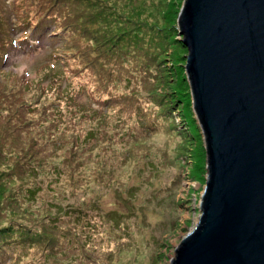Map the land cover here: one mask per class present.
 Listing matches in <instances>:
<instances>
[{"label": "rangeland", "instance_id": "rangeland-1", "mask_svg": "<svg viewBox=\"0 0 264 264\" xmlns=\"http://www.w3.org/2000/svg\"><path fill=\"white\" fill-rule=\"evenodd\" d=\"M49 1L0 0V99L21 90L28 103L24 116L9 122L0 102V131H7L9 154L0 162V174H7L1 179L17 197L13 202L6 196L1 202L0 226H35L51 241L58 233L72 236L66 242L62 239L65 244L59 252L54 250V241L52 247L42 245L35 255L40 264H170L177 246L198 222L207 176L203 134L185 69L188 50L178 30L184 0H103L135 24L141 21L152 27L141 30L135 26L134 33L142 44H152L158 56L162 54L165 74L156 78L152 67L135 58L121 60L115 49L102 50L113 76L129 71L143 84L150 83V89H135V94L148 106L154 94L158 108L174 114L175 121L173 117L161 119L166 124L157 132L143 128L146 121L142 118L141 128L131 133L121 125L107 132L95 118L80 122L81 108L100 107L96 97L101 94L94 85L105 73L99 66V49L80 80L70 73L76 67L72 57L79 48H93L99 36L82 39L79 46L70 45L72 37L64 30L73 16L71 0H64L55 13V28V20L42 6L37 21L44 28L33 35L37 6ZM84 18L83 26H97L93 19ZM156 30L170 42L167 53H162L165 44L158 41ZM134 88L133 81L130 93ZM135 113L126 126L138 120ZM175 125L182 132L172 129ZM89 128L96 132L92 144L84 137ZM52 131L59 135L47 133ZM39 139L46 152L40 156L41 150L32 145ZM4 153L0 149V156ZM13 170L20 177L16 174L11 179ZM85 240H90L88 248H95L97 257L112 253L108 261L91 262L84 255L89 254ZM38 245L28 247L24 256L32 257L31 250ZM49 252L53 255L46 258Z\"/></svg>", "mask_w": 264, "mask_h": 264}, {"label": "water", "instance_id": "water-1", "mask_svg": "<svg viewBox=\"0 0 264 264\" xmlns=\"http://www.w3.org/2000/svg\"><path fill=\"white\" fill-rule=\"evenodd\" d=\"M178 30L207 176L170 264H264V0H184Z\"/></svg>", "mask_w": 264, "mask_h": 264}, {"label": "trees", "instance_id": "trees-1", "mask_svg": "<svg viewBox=\"0 0 264 264\" xmlns=\"http://www.w3.org/2000/svg\"><path fill=\"white\" fill-rule=\"evenodd\" d=\"M71 1L73 4V16L70 19L69 24L66 25V29L64 30V32H69L68 37H72L70 45L79 46L82 39L91 40L96 36H99V38L96 40L97 44L95 43V46L93 48H90L89 50H86L85 48L78 49V54L72 57V60L76 63V67L74 70L75 72L70 71V73L73 75L74 79L80 80L84 78V75L90 70V65L93 62V53L97 52L98 49L101 53L99 56V66L101 71L105 73V75L101 76L98 79L99 81L94 85L95 91L101 94L100 96L96 97L97 101L101 104L100 107L98 109L92 107L81 108V110H79V113L84 114V116L82 118H79L80 122H89L91 119L95 118L105 125V127L107 128V132H109L111 128H114L117 125H121L131 133V129L135 127L141 128L140 121L142 118H144L146 122L143 128H146L147 131L157 132V130H159L163 125L166 124L165 122H162L161 119H163V121L172 120V117L174 119V114L172 116V114L170 113V109L168 108L164 110L160 107L159 109V101L154 94L150 98V100L152 99L150 106L145 104L142 97L135 94V89L139 91H141L142 89H150L151 84L148 82L146 84H143V82L138 79L137 75L129 71L124 74L119 73L118 75L113 76V73L109 70L106 61L104 60V52H102V50H104L106 53L108 51H111L112 49H115V51L118 52L119 55H121V60H125L126 58L131 56L138 60L141 65L152 67V71L156 78L159 74L164 75V68L161 67L163 64L160 61V56L162 54L158 56L157 52L152 49V44H142L139 37L134 33L135 26L136 28H140L141 30H151L152 27H148L146 23L141 21H136L138 25L135 24L133 18H131L130 16L128 17L122 11L115 9L114 6V9H111L109 4L103 0ZM63 2L64 0H50L49 2H45L44 4L40 3L37 6L36 12L39 14L42 6L46 7V9H48L47 13L50 14L49 17L55 20L53 24L55 28L57 24L55 13H57L63 6ZM85 15L96 22L97 26L95 28H87L83 26L85 24ZM111 16H116L118 19ZM38 17L39 16L37 15L36 19L31 24L32 28L36 25L35 22L38 20ZM78 17H80L79 20ZM139 32L141 31L137 29V34H139ZM155 36L158 38L159 42L165 44L164 46H161L163 51L162 53L164 54L166 51L168 52L170 42H167L165 35L162 32L156 30ZM66 38L67 37H65V39ZM62 42H65V40H63ZM122 46H124L125 50L122 49ZM63 61L69 63L68 58H63ZM133 81L135 88L132 89V92L130 93L129 85ZM21 93L22 91L19 90V94L17 92H14L6 95L5 97H3V99H0V102L2 103V114L8 118L9 122L15 121L16 118H18L20 115L24 116V113H26L24 106L28 105V103L26 101V95ZM155 105L156 107L154 108ZM138 108H140V111ZM134 112H136L135 114L138 120L126 126V124L129 123L130 117ZM61 115L62 112L55 118L58 119ZM120 118L121 120L120 122H118V119ZM39 121V124H41L40 118ZM172 129H178L181 131L178 125H175L174 127H172ZM6 133L7 131H0V149L5 152L3 157L0 156V162H5L3 160H6L9 155L7 150L8 136ZM47 133L56 135L58 134L56 131ZM84 137L88 144H92V140L96 137L95 130L93 128L87 129ZM40 142L41 139L36 140L32 144L36 148L41 150L39 156L44 155L45 152V148H42L40 146ZM80 148H84V145H81ZM12 167L14 168V166ZM16 174L20 177V174L13 170V173H11V179H16ZM1 178L6 179L7 174L5 172L4 174H0V208H2L1 202H3L6 196L10 197L11 200L13 199V202L17 199L15 193H12L11 188L8 187ZM7 191L9 192V195H7ZM54 227L56 228V226ZM86 227L90 228V225L88 224V226ZM58 234L60 236L52 240L54 241L53 246V242L48 238V236L35 226H0V264H6L7 261H10L12 264H40L35 255L40 252L41 247L45 245H48L49 247L53 246L54 250L56 252H59V250L62 248L60 247V245L65 244L69 237L72 239V236L62 235L63 233ZM106 238H108V236H106ZM62 239H64L65 242H63ZM34 243H39V245L36 246L34 250H31L33 256H24V253L27 252L28 247H30ZM83 243L87 245V250L89 251V254L87 252H84V255H86V257L91 262H107L110 255L112 254L105 252L97 257L95 255V248H88L90 240H85ZM92 244H95V242H93ZM77 248H81L79 244H77ZM49 253V255H46L45 253L46 258L53 255L52 252Z\"/></svg>", "mask_w": 264, "mask_h": 264}]
</instances>
